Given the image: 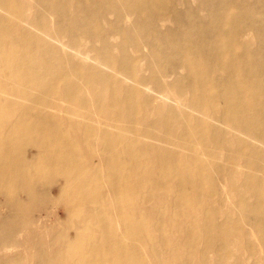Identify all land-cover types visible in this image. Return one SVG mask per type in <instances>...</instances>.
<instances>
[{
	"label": "bare ground",
	"instance_id": "1",
	"mask_svg": "<svg viewBox=\"0 0 264 264\" xmlns=\"http://www.w3.org/2000/svg\"><path fill=\"white\" fill-rule=\"evenodd\" d=\"M33 1L0 0V135L4 137L0 143V187L10 194L9 213L25 204H35L36 196L29 187H42L51 177L60 178L62 187L56 190L57 194L62 198L69 196L70 204L87 196L85 192L79 195L78 184L83 186L82 180L92 182L94 188L98 185L94 181L100 180L102 191L109 186V200L114 198L118 207L111 209L105 205L94 212L90 222L107 226L109 234L103 235L101 241L89 239L92 242L82 254L88 257L87 264H128L135 256L126 253L125 244L115 232V227L121 226L118 221H112L111 213L122 214V205L138 200L145 179L141 185L135 184L141 165L135 160L157 163L164 170V161L176 166L174 151L180 150L182 155H188V164L198 166L196 176L204 179L201 167L208 159L203 131L211 126L216 134L223 126L236 139L250 138L264 146V0H108L103 10L106 7L112 10L103 12L101 26L86 16L95 17L97 9L103 6L98 0H39L44 3L43 8H35ZM178 2L182 4L180 9L170 6ZM67 9L76 20H83L88 26L76 29L75 22L67 21L64 14ZM52 15L62 23L67 21V26H74L71 46L61 41ZM122 22L135 38L143 31L140 27L147 29L152 37L157 33L156 25L165 28L162 38L165 43L152 41L148 48L150 64L139 65L141 51L146 47L135 40L131 45L123 39L120 44H103L96 49L95 44L106 41L108 35H126L120 26ZM166 23L173 24L174 28H168ZM79 40L89 41L96 53L94 59L78 50L82 48ZM127 47L137 57L131 62L127 57L116 58V53L125 55ZM157 50L165 52L164 56L157 54ZM144 68L154 72L144 75ZM181 71L186 72L184 76ZM74 75L79 77V82H73ZM153 77L158 80L157 87L183 83L184 90L191 95L190 123L184 117L180 122L170 123L168 117L159 116L153 124L160 129L156 137H151V127L141 133L139 121L134 124L137 114L144 115L141 101L148 102L147 93H155L146 85ZM93 84L101 87L90 91ZM83 92L90 93L88 100L83 98ZM219 98L226 99L227 104H217ZM180 102L175 101L177 107H181ZM23 103L29 104V109L25 117L19 118L17 111L21 105L26 109ZM60 103L75 106L67 112L71 119H60L64 113L58 107ZM84 107L91 110L88 119L82 115ZM64 128L69 137L58 136ZM35 144L43 149L40 153L45 157L23 166L20 163L23 147L33 148ZM142 144L146 146L145 151ZM73 146L92 147L93 161L84 167L73 165L85 161L80 154L72 153ZM114 150L115 157L107 156ZM127 153L135 155L131 162L125 157ZM60 161L68 162L71 167L56 170ZM105 168L106 177L98 174L97 170ZM128 168H131L130 179L124 173ZM170 176L160 177V183L165 182L162 187ZM15 183L24 186L20 192L25 193L27 203L15 199L18 192H13ZM72 183L75 184L69 191ZM78 222L87 223L81 219ZM2 223L29 233L38 232L32 218L19 223L7 217ZM258 227L259 236L264 237V226ZM191 234L187 231V236ZM58 238L55 243H47L50 237L46 235L42 242L44 249H53L69 240L66 233ZM17 239L24 242L22 236ZM80 239L76 232L70 241L77 245ZM7 249L0 250V254ZM71 253L76 254L72 251L56 253L57 256L50 254L48 259L57 258L59 262L46 264H82L74 261ZM147 261L152 264L150 257Z\"/></svg>",
	"mask_w": 264,
	"mask_h": 264
},
{
	"label": "rangeland",
	"instance_id": "2",
	"mask_svg": "<svg viewBox=\"0 0 264 264\" xmlns=\"http://www.w3.org/2000/svg\"><path fill=\"white\" fill-rule=\"evenodd\" d=\"M93 1L97 0H91V2ZM98 2L103 6L97 9L95 17L86 16L92 17L101 26V15L105 10L110 11L112 8L106 7L103 10L104 6L109 4L108 0H98ZM32 4L36 5L35 8L37 6V8L44 7V3L39 0H34ZM146 4L149 2L146 1ZM170 6L180 9L182 4L178 2ZM35 14H37V10H35ZM44 14H48L47 11ZM64 14L67 15V21L77 24L76 29L88 26L85 21L76 20L69 9ZM52 18L54 19L52 21L54 28L60 32L61 41L71 46V41L75 38V35L71 33L75 29L74 26H67L65 24L67 21L62 23L56 15H52ZM35 20L39 21L38 18ZM120 26L126 31L125 36L108 35L106 41L95 44L96 49H100L103 44L108 46L115 45V43L120 44L123 39L131 45L135 40L146 47L145 51H141L143 56L138 60L139 65L147 62L150 64L152 60L148 57L150 54L148 48L152 41L160 44L165 43L166 40L162 39L165 28L156 25L157 33L152 37L147 29L140 27L143 31L139 37L135 38L128 25L122 22ZM165 26L170 29L174 28L171 23H166ZM79 43L82 48L78 50L89 54L94 59L96 53L92 51L89 41L79 40ZM156 53L161 57L165 54L161 50H157ZM121 54L123 53H116V58L122 60L127 57L131 62L137 57L136 53H131L130 47H127L125 55ZM72 61L79 63L74 59ZM158 63L161 64L159 57ZM144 70L146 71L143 74L147 76L154 72L146 68ZM185 73V71H181L182 76ZM73 77V82H79L78 76L74 75ZM157 81L153 77L146 82V85L155 93H147L146 97L149 101H141L144 103L141 104L144 115L137 114L134 120L135 125L139 121L138 127L141 133L144 129L151 127V137H156L160 132L159 128L153 127L159 116L168 117L170 123L180 122L183 117L190 123L189 119L191 118V111L188 109L191 95H188V91L184 90L183 83L177 86L167 83V86L163 84L161 87H157ZM99 87H101L100 84H93L89 90L97 91ZM88 92L82 93L85 100L90 98ZM174 100L181 101V107H177ZM49 101L52 103L51 100ZM227 102L223 98L216 100L219 105H226ZM23 104L26 105V109H23L24 105H21L17 111L19 118L25 117L29 109V104ZM36 106L39 107V105ZM58 107L64 111L63 118L60 117V119H71L67 112L68 109L75 106L60 103ZM228 111L231 113L230 108ZM81 112L86 119L91 116V110L88 107H84ZM119 125L127 127L125 123H119ZM182 125L185 126V124ZM212 128L211 126L209 130L203 131L207 138L205 155L208 159L201 167L202 173L205 174L204 179L196 176L198 166L188 164V155H182L180 150L174 151L177 167L164 161V170L158 168L157 163L153 165L145 160H135L141 164L140 170L137 172L138 176L134 181L135 184L139 186L143 178L145 179L139 196H137L138 200L125 206L122 205V214L111 213L112 221L115 223L118 221L121 226L118 228V225L116 227L113 225L119 239L125 244L126 253L135 256V259L132 258L128 264H148L149 257L152 264H264V237L259 236L260 228L258 227L259 224L264 226V146L250 138L236 139L223 126L217 130L218 134ZM163 132L165 133V131ZM73 133V135L76 134ZM58 136L69 137L70 135L64 128L58 132ZM3 140L4 137L0 135V143ZM32 146L34 147L30 148L25 145L22 149L20 163L23 166H29L36 162L37 158L44 156L40 153L43 149L38 144ZM78 148L73 146L71 151L74 155L80 154L85 159V161L78 162L79 164H85L73 165L88 166L93 161V148L81 149V146ZM145 149L146 146L142 144V150L145 151ZM116 153L117 151L114 150L111 154L107 153V156L115 157ZM134 156L132 153L125 155L129 162ZM67 163L65 161L58 162L56 170L61 171V169H67V166L71 167V164L67 165ZM38 168L36 167V169ZM97 172L105 177L107 175L106 168L104 171L97 170ZM175 172L178 173V176H172ZM124 173H127L130 179L131 168H128ZM166 174H171V176L162 187L165 182L161 184L160 177ZM94 182L98 184L95 188L94 184L88 180H82L81 183L76 181V183L83 184V186L78 184L79 195L85 192L87 196L80 195L82 199L80 202L70 204L69 196L65 195L62 198L61 194H57L56 190L62 187L60 178L51 177L42 187H29L32 194L36 196L35 204L30 206L25 204L12 213H9L11 208L7 202L10 194L0 187V250L8 248L6 252L0 254V264L59 262L57 258L48 259L49 255L57 256L56 253L71 251L76 253H71L74 261L87 264L88 257L82 253L86 249V245L92 242L89 239L98 238L96 241H101L103 235L109 234L107 226L90 222L92 215L105 205L111 209L118 207L114 198L109 200L107 191L109 186L107 185V189H104L103 192L100 180ZM74 184L72 183L69 191L73 189ZM159 184L160 186H158ZM23 187L18 183L12 185L13 192L18 191L15 199L27 203L25 193L20 192ZM104 187L106 188L105 185ZM49 200H55L56 204L49 203ZM101 203L104 204L101 205ZM45 212L49 213L47 217ZM7 217L19 223L24 219L32 218L34 222L36 221L38 232L29 233L27 230L9 227L8 224L4 225L2 221ZM80 219L87 223L78 222ZM187 231L192 234L187 236ZM76 232L81 238L76 241L77 245L70 241L73 240ZM63 233H66L69 238L68 241L66 240L67 242L56 245L53 249H44L45 244L42 242L46 235L50 237V239H46L47 243H55ZM6 236L8 239L5 238ZM20 236L23 237L24 242H18L17 238Z\"/></svg>",
	"mask_w": 264,
	"mask_h": 264
}]
</instances>
